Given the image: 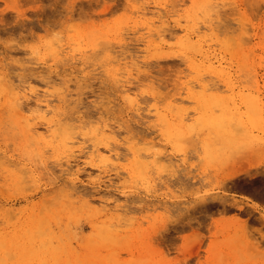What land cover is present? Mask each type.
<instances>
[{"label":"rangeland","instance_id":"374dc122","mask_svg":"<svg viewBox=\"0 0 264 264\" xmlns=\"http://www.w3.org/2000/svg\"><path fill=\"white\" fill-rule=\"evenodd\" d=\"M0 264H264V0H0Z\"/></svg>","mask_w":264,"mask_h":264},{"label":"bare ground","instance_id":"6f19581e","mask_svg":"<svg viewBox=\"0 0 264 264\" xmlns=\"http://www.w3.org/2000/svg\"><path fill=\"white\" fill-rule=\"evenodd\" d=\"M11 95H13V94H11ZM12 97V96H11ZM13 98L15 99V101H21V99H26V96L24 95V94H20V93H14V96H13ZM13 98H11V99H13ZM17 104V103H16ZM45 106H47V104L45 103ZM233 117V116H232ZM234 118V117H233ZM223 122H225V121H223ZM231 123V122H230ZM228 124H229V122H228ZM218 127H220L219 125H218V123L216 124ZM233 125V124H232ZM231 126V125H230ZM235 128H236V126H235ZM240 130V129H239ZM190 137V136H189ZM214 137V136H213ZM214 139V138H213ZM215 141H216V138L214 139V141H213V143L215 144ZM228 142V141H227ZM204 144H205V142H204ZM216 145H219L218 144V142H216ZM207 146H209V144H207ZM207 146H206V148H207ZM218 147V146H217ZM205 148V147H204ZM221 148H222V146H221ZM224 148V147H223ZM210 149V148H209ZM218 149V148H217ZM216 149V150H217ZM219 150H221L220 148H219ZM218 152V151H217ZM209 153V152H208ZM209 155V154H208ZM218 155V154H217ZM211 156V155H210ZM23 256V255H22ZM27 260V259H26Z\"/></svg>","mask_w":264,"mask_h":264}]
</instances>
